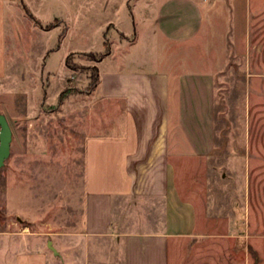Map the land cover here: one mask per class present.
<instances>
[{"label":"rangeland","instance_id":"rangeland-1","mask_svg":"<svg viewBox=\"0 0 264 264\" xmlns=\"http://www.w3.org/2000/svg\"><path fill=\"white\" fill-rule=\"evenodd\" d=\"M236 6L214 15L192 45L168 46L179 70L215 73L213 128L224 146L211 158L176 160L177 180L196 200L204 233L172 242L170 264H264V0H251L247 9L237 0ZM8 9L0 113L13 141L0 168V232H12L24 247V237L41 248L52 240L66 253L52 264H116L120 251L111 240L77 234L85 215L86 138L106 133L117 115L108 113L112 102L91 96L90 86L99 61L124 34L98 40L77 26L48 58L70 31L68 22L41 23L24 0H8ZM113 215L115 233L157 230L164 225V202L117 198Z\"/></svg>","mask_w":264,"mask_h":264},{"label":"crops","instance_id":"crops-1","mask_svg":"<svg viewBox=\"0 0 264 264\" xmlns=\"http://www.w3.org/2000/svg\"><path fill=\"white\" fill-rule=\"evenodd\" d=\"M24 1L41 23L68 22L70 31L48 58L61 49L77 26L95 32L98 40L105 33L108 37L124 34L123 39L111 42L113 48L99 61V82L91 92L95 99L112 102L114 107L108 113L116 111L117 115L110 117L106 133L86 138L85 215L83 231L77 235L111 240L120 251L116 264H170L172 242L204 233L196 200L183 193L177 180L176 160L211 158L224 146L218 143L213 128L215 73L179 70L174 66L179 60L169 54L168 46L192 45L206 34L214 15L223 12L226 16L238 9L237 0ZM238 2L247 9L251 0ZM9 15L8 0H0V79L7 72ZM99 45L97 51L104 47ZM45 56L43 63L48 59L43 60ZM121 197L162 199L163 227L115 233L113 207ZM154 206L157 203L150 208ZM10 234L0 232V264H52V257L63 259L65 252L52 240L41 248L31 246L32 238L24 237V247L16 245Z\"/></svg>","mask_w":264,"mask_h":264},{"label":"water","instance_id":"water-1","mask_svg":"<svg viewBox=\"0 0 264 264\" xmlns=\"http://www.w3.org/2000/svg\"><path fill=\"white\" fill-rule=\"evenodd\" d=\"M13 130L4 113H0V168L5 165L11 154Z\"/></svg>","mask_w":264,"mask_h":264},{"label":"trees","instance_id":"trees-1","mask_svg":"<svg viewBox=\"0 0 264 264\" xmlns=\"http://www.w3.org/2000/svg\"><path fill=\"white\" fill-rule=\"evenodd\" d=\"M98 82H99V76H98V74H97V76H96V80H95V84H94V85H91V86H90V89H94V88L96 87V85H97Z\"/></svg>","mask_w":264,"mask_h":264}]
</instances>
